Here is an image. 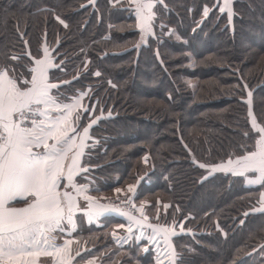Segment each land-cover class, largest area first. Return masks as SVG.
Returning <instances> with one entry per match:
<instances>
[{"label": "trees", "instance_id": "16d2710c", "mask_svg": "<svg viewBox=\"0 0 264 264\" xmlns=\"http://www.w3.org/2000/svg\"><path fill=\"white\" fill-rule=\"evenodd\" d=\"M164 3L170 11L156 5L154 35L139 46V22L128 0H0V64L30 79L25 65L33 67L49 46L57 65L50 81L60 84L68 97L63 102L87 92L78 130L99 118L82 159L89 172L78 183L95 196L129 192L131 185L132 201L147 217L161 226L183 224L173 245L184 264H264V213L251 212L261 188L199 167L245 155L241 146L251 150L259 138L252 117L264 127V0H234L231 22L216 7L223 0ZM13 55L20 59H9ZM127 227L114 211L98 223L79 221L75 264L91 257L100 264H156L147 228L139 241L135 225L127 242L113 238V232L129 235ZM159 251L168 264L163 240Z\"/></svg>", "mask_w": 264, "mask_h": 264}, {"label": "snow or ice", "instance_id": "6c2138e0", "mask_svg": "<svg viewBox=\"0 0 264 264\" xmlns=\"http://www.w3.org/2000/svg\"><path fill=\"white\" fill-rule=\"evenodd\" d=\"M89 2L94 4L95 0ZM157 4L170 11L164 0H129V8L134 7L139 22L141 41L154 35L156 19L154 8ZM216 7L220 13H226L229 22L232 21L234 15L232 0H223V5L218 3ZM209 11L210 9L205 6L203 15L207 17ZM56 18L65 28L68 27L64 20ZM159 27L163 29L165 25L161 23ZM9 59L18 61L20 57L13 55ZM34 64L33 67L25 65L30 79L25 78L24 73L17 74L14 66L0 64V264H26L21 260L26 256L33 258L31 264H37L36 258L40 256L53 258L51 264H72L74 259L70 255L72 241L65 240L63 244H57L56 234L64 233L68 226L71 230L77 228L73 217L75 211L79 209L77 204L79 196H83L87 202L84 211L89 223L108 211L118 212L126 217L129 235L119 237L113 232L112 236L117 242L132 239L134 225L141 229L135 240H141L144 237L142 229L146 226L152 230L147 239L157 249L156 264H164L159 251L160 242L155 239L157 236L163 240L164 255L168 264H184L182 254L176 251L171 242L172 237L177 235L174 227L147 223L148 217L144 214L143 205L137 209L141 218L115 206L102 205L94 197L87 195L88 184L80 185L76 182L77 175L89 172V168L81 164L80 158L85 155L83 151L87 147L85 141L91 138L90 129L97 124L99 118L92 119L90 124L83 127L82 134L77 127L70 128L68 120L72 110L80 105V100L87 92L78 91L75 103L63 102L68 97L60 91V84L49 79V69L57 65L47 47L43 49V58H36ZM94 75L99 77L101 73L97 71ZM64 83L71 84V81ZM244 87L247 88V85ZM248 97L245 102L250 106L251 116V92L248 93ZM89 111V108H84V112ZM82 115V112H76L73 123L79 121ZM252 123L256 128L254 118ZM69 130L72 135H69ZM257 130L264 134V127ZM241 147L245 149L246 154L235 160L229 159L226 164L212 166L200 163L199 167L207 168L209 175L214 172H231L235 176H243L248 185L264 186V135L251 150H248L247 146ZM69 153L72 155L69 156ZM66 161L70 162L66 164ZM193 162L195 163V160ZM248 173L257 175L249 178ZM63 179L67 180V184L63 185L65 190L61 191ZM205 179L207 176L200 182L203 183ZM67 189H72L75 195ZM116 191L119 193L121 189L118 188ZM128 191L134 192L135 188L129 185ZM13 202L21 203L23 206L16 207ZM127 202L135 208L130 197ZM259 203L261 206L253 211L264 213V193H261ZM163 207L167 209L170 205L164 204ZM179 210L177 207L176 211ZM247 215V212L244 213L245 217ZM156 218L159 219V215ZM188 218L192 217L186 219ZM119 227L123 228L124 224H120ZM180 231H185L183 224L180 225ZM143 251L148 252L150 249L145 247ZM76 255L80 256V253L77 252Z\"/></svg>", "mask_w": 264, "mask_h": 264}, {"label": "crops", "instance_id": "0c3cea01", "mask_svg": "<svg viewBox=\"0 0 264 264\" xmlns=\"http://www.w3.org/2000/svg\"><path fill=\"white\" fill-rule=\"evenodd\" d=\"M129 1V0H128ZM234 0H232V2H233ZM146 39H148V37H145V39L143 40V41H141V36H140V42H142V43H144L145 41L147 42V40ZM145 42V43H146ZM144 43V44H145ZM143 45V44H142ZM44 47H47L48 49H49V53H50V55H52L53 54V52H52V50L49 48V46H47V45H45ZM44 47H43V49H44ZM53 56V55H52ZM42 58H43V56H42ZM54 58V57H53ZM35 66V65H34ZM52 69V68H51ZM51 69H49V79H50V70ZM69 103H75L74 101H72V102H69ZM79 106H77V108H74L73 110H72V115L69 117V120H68V124H69V127L71 128V127H77L78 128V121L76 122V123H73V118L75 117V114H76V112H78L79 111ZM92 114V113H91ZM253 118L254 117H252V120H253ZM97 119V118H96ZM255 119V118H254ZM255 121H256V125H257V127L256 128H254L253 127V123H252V121H251V124H252V127H253V129L255 130V131H257L258 132V128L259 127H262V125L261 124H259L258 122H257V120L255 119ZM91 122H89V124H90ZM81 129H83V128H81ZM79 131V133L80 134H82V130H78ZM259 133V132H258ZM69 135H72V133H71V131L69 130ZM262 135H264V134H261V133H259V138H258V141L261 139V136ZM76 143L78 144L79 143V136H77V141H76ZM85 143H86V145H87V147H85L84 149H83V151H84V153H85V151H86V149L90 146V144H89V139L87 140V141H85ZM72 155V153H69V156H71ZM82 159H83V156L80 158V162H81V164H82ZM236 159V158H235ZM235 159H232V160H235ZM68 162H70V161H66V164L68 163ZM227 162H225V164H226ZM65 171H66V169H65ZM216 173V172H215ZM227 173V172H226ZM228 173H231V172H228ZM232 174V173H231ZM80 175V174H79ZM79 175H77L76 176V182L78 183V180H77V177L79 176ZM248 176H249V178H254V176L255 175H257V174H255V173H248L247 174ZM243 177V176H242ZM244 182H245V179H244ZM64 184H67V180L66 179H63L62 181H61V185H62V187H61V191H63V190H65L64 188H63V185ZM78 184H80V185H82V184H85V183H78ZM245 184H246V182H245ZM246 186L247 187H249V188H261V192H260V195H261V193H264V186H262V185H259V184H255V185H248V184H246ZM67 190H69V191H73L72 189H67ZM91 190V186H89L88 185V191H87V195H90V196H92V197H96L94 194H92V192L90 191ZM74 192V191H73ZM75 193V192H74ZM79 198V200H80V203H81V209H80V212L79 213H77V214H74V217H73V219L76 221V223H77V228H78V225H79V221H84L85 223H89L88 222V218H87V216H86V214H85V211L84 210H86V208H87V202L83 199V196H79L78 197ZM259 200H260V197H259ZM259 200H258V202H257V204H256V206H255V208L254 209H256V208H259L261 205H260V203H259ZM14 203V206H16V207H20V206H23L21 203H18V202H13ZM252 213H255V214H257L258 212H254L253 211V209H252V211H251ZM105 216V213L103 214V215H101L100 217H98L97 219H95V220H93L92 221V223H98V222H100L101 220H102V218ZM125 217V216H124ZM137 218H141V217H138V216H136ZM147 223H150V224H153V225H160L159 223H157V222H155L154 220H152L150 217H148V221H147ZM90 224V223H89ZM77 228L75 229V230H71V227L70 226H68L67 228H66V230H65V232L64 233H57L56 235H57V237H58V239H57V244H63V242L65 241V240H71L72 241V244H71V246H70V255L74 258L73 259V261H72V264H75L76 263V258H77V255L74 253V250H73V245H74V243H75V233H76V231H77ZM145 228H147L146 226H145ZM149 231H152L150 228H147ZM174 229H175V231L177 232V234H180L181 233V231H180V228L178 229V228H175L174 227ZM173 238L174 237H172V240H171V242H172V244H173ZM156 240H158L159 242L162 240V238L160 237V236H157L156 238H155ZM149 244L150 245H154L153 243H150L149 242ZM145 247H148L149 248V245L147 244V245H143L142 246V248H145ZM44 258H46V259H48V257H44ZM32 257H22L21 258V260L23 261V262H26V264H31V261H32ZM53 259V258H52ZM52 259L49 257V259H48V261L51 263L52 262ZM57 259V261L59 260V258H56ZM36 260H37V264L42 260V256H40V257H38V258H36ZM94 261V264H100V262H98L95 258H93V257H91V258H88L83 264H92V262ZM46 262V260L45 259H43V264ZM46 264V263H45Z\"/></svg>", "mask_w": 264, "mask_h": 264}, {"label": "built area", "instance_id": "2783aa9c", "mask_svg": "<svg viewBox=\"0 0 264 264\" xmlns=\"http://www.w3.org/2000/svg\"><path fill=\"white\" fill-rule=\"evenodd\" d=\"M131 194L132 192H124L110 196H96L95 199L102 205H112L124 212H131L132 215L139 216L140 212L137 210L139 208L133 203ZM129 197L131 198L132 204L135 205V208L127 202Z\"/></svg>", "mask_w": 264, "mask_h": 264}, {"label": "rangeland", "instance_id": "374dc122", "mask_svg": "<svg viewBox=\"0 0 264 264\" xmlns=\"http://www.w3.org/2000/svg\"><path fill=\"white\" fill-rule=\"evenodd\" d=\"M146 40H147V39H146ZM145 42H146V41H145ZM145 42H144V43H145ZM144 43H142V42L139 41L138 45L141 46V45L144 44ZM44 257H45V256H42V260H41L38 264H43V259L46 260V262H45L46 264H51V263L48 261L49 257H48V259H46V258H44ZM51 259H52V258H51ZM45 263H44V264H45Z\"/></svg>", "mask_w": 264, "mask_h": 264}, {"label": "water", "instance_id": "95a60500", "mask_svg": "<svg viewBox=\"0 0 264 264\" xmlns=\"http://www.w3.org/2000/svg\"><path fill=\"white\" fill-rule=\"evenodd\" d=\"M108 118H110V115L108 114V116H107ZM73 192V191H72ZM73 195H75V193L73 192ZM77 204L79 205V209L78 210H76L75 211V213L74 214H77V213H79L80 212V209H81V203H80V200H79V198L77 197Z\"/></svg>", "mask_w": 264, "mask_h": 264}]
</instances>
